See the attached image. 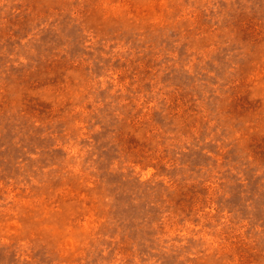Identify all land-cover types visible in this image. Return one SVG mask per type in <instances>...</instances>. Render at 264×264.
<instances>
[{"label":"rangeland","instance_id":"rangeland-1","mask_svg":"<svg viewBox=\"0 0 264 264\" xmlns=\"http://www.w3.org/2000/svg\"><path fill=\"white\" fill-rule=\"evenodd\" d=\"M0 264H264V0H0Z\"/></svg>","mask_w":264,"mask_h":264}]
</instances>
